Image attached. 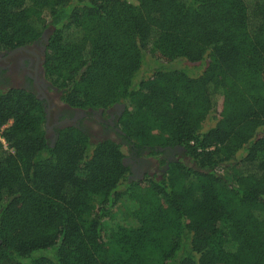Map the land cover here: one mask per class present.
Wrapping results in <instances>:
<instances>
[{
    "label": "trees",
    "instance_id": "trees-1",
    "mask_svg": "<svg viewBox=\"0 0 264 264\" xmlns=\"http://www.w3.org/2000/svg\"><path fill=\"white\" fill-rule=\"evenodd\" d=\"M46 31L61 102L123 104L121 142H52L44 102L0 88V264H264V0H0V52ZM124 144L185 153L131 180Z\"/></svg>",
    "mask_w": 264,
    "mask_h": 264
},
{
    "label": "flooded vegetation",
    "instance_id": "flooded-vegetation-1",
    "mask_svg": "<svg viewBox=\"0 0 264 264\" xmlns=\"http://www.w3.org/2000/svg\"><path fill=\"white\" fill-rule=\"evenodd\" d=\"M47 42L43 34L32 45L20 47L12 51L0 52V88H25L33 91L41 98L46 107L48 124L50 120L53 123L52 131L48 130V134L51 132L50 140H53L52 142L57 137V130L68 126L79 127L90 134V131L93 129V132L96 133L102 131V133L108 136H117L119 129L116 128V123L124 111L125 106L123 104H117L106 111H84L73 109L66 104H63L62 108H56L50 104L46 91L50 89L54 90L59 94L60 98L61 93L45 77L44 63ZM23 48L25 50H22ZM54 113H56V116L52 117ZM166 151V155L169 156L167 157V161L171 162L176 160L174 159L176 154L182 155L184 150L183 147L176 146L166 148ZM133 157L138 158V154L134 153Z\"/></svg>",
    "mask_w": 264,
    "mask_h": 264
},
{
    "label": "rangeland",
    "instance_id": "rangeland-1",
    "mask_svg": "<svg viewBox=\"0 0 264 264\" xmlns=\"http://www.w3.org/2000/svg\"><path fill=\"white\" fill-rule=\"evenodd\" d=\"M132 3V2H131ZM132 4H136L135 2ZM49 32L48 36L50 34V31H46ZM147 59L145 60V64L142 67V74L151 72L153 69H155L156 67V63H155V59L157 55L148 53L147 54ZM210 61V59L206 60V64H208V62ZM192 67V66H191ZM205 67V66H204ZM204 68L198 67V65H193L192 67V72L193 73H199L203 70ZM46 96L50 101V104L53 105V107L59 108V107H63V104L61 102V98L59 96V94L57 92H55L54 90H48L46 91ZM45 106V105H44ZM45 111H46V107H45ZM56 116V113H54L52 115V117ZM214 119L213 118H208L204 123H203V127L202 129H206L209 126L214 124ZM49 126V130L52 131V126L53 123L50 120V123L48 124ZM99 128V127H98ZM97 129V128H95ZM94 130L92 129L91 132V137L93 139L94 142L99 141V140H103L106 138H111L113 140H117L118 142H121V140L119 139L118 136H108L105 133H102V131H98L93 132ZM3 134L2 132H0V143L7 148V143L4 139V137L1 135ZM51 134V132H50ZM50 134H48L47 132V136L50 139ZM53 141V140H52ZM122 152L125 156V163L127 165H129L131 167V180H137V179H141L144 178L145 176H149V177H157V176H161L162 173L164 172V167L163 164L165 163V160H167V157H169L168 155H160V156H156V157H150L148 156V154H143L142 156L135 158L133 157V154L130 152V148L127 144L122 145ZM180 158H184V151L182 152V155L176 154V156L174 157V159L178 160ZM160 241L162 242V240L164 242H167L168 244L171 242V240L173 239V237L169 234V235H165L163 239L159 238ZM158 239V240H159Z\"/></svg>",
    "mask_w": 264,
    "mask_h": 264
},
{
    "label": "water",
    "instance_id": "water-1",
    "mask_svg": "<svg viewBox=\"0 0 264 264\" xmlns=\"http://www.w3.org/2000/svg\"><path fill=\"white\" fill-rule=\"evenodd\" d=\"M48 33H49V32H45V33H44V37H45L46 41H48ZM22 50H25V48H23ZM38 98L41 100L40 97H38ZM122 107H123V106H122ZM48 130H49V126H48V121H47V132H48Z\"/></svg>",
    "mask_w": 264,
    "mask_h": 264
},
{
    "label": "built area",
    "instance_id": "built-area-1",
    "mask_svg": "<svg viewBox=\"0 0 264 264\" xmlns=\"http://www.w3.org/2000/svg\"><path fill=\"white\" fill-rule=\"evenodd\" d=\"M9 125H10V124H8L7 126H5V127H4V128H3V129H2L0 132H2V133H3V132H4V130H5L6 128H8V127H9ZM1 135H2V134H1Z\"/></svg>",
    "mask_w": 264,
    "mask_h": 264
}]
</instances>
